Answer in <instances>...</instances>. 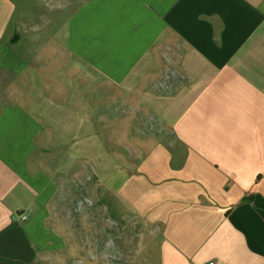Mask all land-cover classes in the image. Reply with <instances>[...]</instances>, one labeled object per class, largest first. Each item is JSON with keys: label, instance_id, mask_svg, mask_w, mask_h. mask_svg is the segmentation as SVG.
Returning a JSON list of instances; mask_svg holds the SVG:
<instances>
[{"label": "crops", "instance_id": "obj_1", "mask_svg": "<svg viewBox=\"0 0 264 264\" xmlns=\"http://www.w3.org/2000/svg\"><path fill=\"white\" fill-rule=\"evenodd\" d=\"M78 3L59 45L0 0V264H73L77 195L144 261L264 264V0Z\"/></svg>", "mask_w": 264, "mask_h": 264}, {"label": "rangeland", "instance_id": "obj_2", "mask_svg": "<svg viewBox=\"0 0 264 264\" xmlns=\"http://www.w3.org/2000/svg\"><path fill=\"white\" fill-rule=\"evenodd\" d=\"M16 4V14L13 24L18 23L23 31L33 35H39V38H45L52 34L60 45L65 39L66 21L79 5L77 0H14ZM28 30V31H27ZM44 45H48L45 43ZM166 75L172 78H178L175 70L167 69L162 80ZM159 90L163 91L159 88ZM81 199L87 200V203L80 211H75L76 202ZM94 201L86 195L75 196L72 200L67 199L65 209H63L65 219L71 224L79 223L76 228V241L78 253L73 264H156L154 260L147 258L144 261L138 254L141 246L139 240L131 234V229L122 228L115 225L106 217L98 218L93 216ZM153 250V247H151ZM151 250V253L153 254ZM155 258V254L151 255ZM143 259V260H142Z\"/></svg>", "mask_w": 264, "mask_h": 264}, {"label": "built area", "instance_id": "obj_3", "mask_svg": "<svg viewBox=\"0 0 264 264\" xmlns=\"http://www.w3.org/2000/svg\"><path fill=\"white\" fill-rule=\"evenodd\" d=\"M171 84H172V78L169 77V75H166L165 78L162 80V82L159 84V88L162 90H169L171 88ZM87 203V200L85 199H81L78 202H76L75 211H80L83 206H85Z\"/></svg>", "mask_w": 264, "mask_h": 264}]
</instances>
